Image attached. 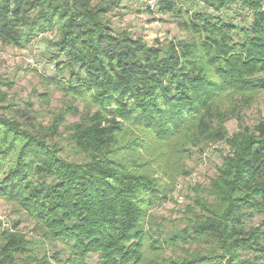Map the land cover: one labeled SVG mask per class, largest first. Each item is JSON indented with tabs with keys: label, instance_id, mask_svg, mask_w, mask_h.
<instances>
[{
	"label": "trees",
	"instance_id": "1",
	"mask_svg": "<svg viewBox=\"0 0 264 264\" xmlns=\"http://www.w3.org/2000/svg\"><path fill=\"white\" fill-rule=\"evenodd\" d=\"M119 4L0 0L2 43L23 48L54 35L49 83L92 109L68 126L81 163L53 142L64 116L35 131L0 113V200L62 245L39 256L8 232L0 264H90L91 255L95 264H264V227L251 225L264 215V120L233 136L226 128L264 93V0H161L159 13L182 18L188 34L166 46L114 33L109 14ZM233 8L251 24L228 21ZM221 141L230 152L210 199H195L200 214L192 209L187 229L157 238L151 211L165 197L163 179L181 170L171 155ZM182 244L207 248L164 255Z\"/></svg>",
	"mask_w": 264,
	"mask_h": 264
},
{
	"label": "rangeland",
	"instance_id": "2",
	"mask_svg": "<svg viewBox=\"0 0 264 264\" xmlns=\"http://www.w3.org/2000/svg\"><path fill=\"white\" fill-rule=\"evenodd\" d=\"M160 2L161 0H157ZM120 2L109 18L114 33L129 32L135 38H141L149 46H166L173 41L185 40L188 37L183 30V19L172 14H160L158 7L151 9L144 0H115ZM203 8V6H202ZM233 8L224 12L223 16L233 23L249 26L252 19L244 22L243 15H237ZM227 16V17H226ZM54 35L46 34L23 48H16L2 43L0 40V113L14 117L18 122L35 131H43L54 125L56 118L64 116L63 125L59 127V135L55 142L63 151L61 156L70 162H83L85 155L77 152L69 143L68 126L77 123L90 110L83 102L73 101L57 91L49 80L55 78L56 70L49 60L52 52L48 48V39ZM4 95V96H2ZM71 107L77 108L72 113ZM264 120V93H261L251 107L242 111L240 120L232 119L226 123L230 136L241 127H254ZM230 152L225 141L210 142L201 147L192 148L182 156L171 155L180 172L174 174V180L163 179L165 197L151 211L153 218V234L157 238L172 233H179L188 228L190 219L200 214L195 208V199L200 196L209 200L208 188L216 178L217 169L222 166L224 157ZM160 177V176H159ZM161 178V177H160ZM162 180V178H161ZM252 226L264 227V215L255 218ZM17 226V227H15ZM23 235L30 243V249L36 255H52L62 250V245L49 239L40 226L18 205L0 200V243L5 233ZM159 234V236H158ZM163 241V239H162ZM206 245H181L180 248L167 247V257L186 256L188 253L203 251ZM63 260L68 258L62 255ZM98 255H91L90 264H95Z\"/></svg>",
	"mask_w": 264,
	"mask_h": 264
},
{
	"label": "built area",
	"instance_id": "3",
	"mask_svg": "<svg viewBox=\"0 0 264 264\" xmlns=\"http://www.w3.org/2000/svg\"><path fill=\"white\" fill-rule=\"evenodd\" d=\"M144 2L151 9H156L158 7V3H159L157 0H144Z\"/></svg>",
	"mask_w": 264,
	"mask_h": 264
}]
</instances>
